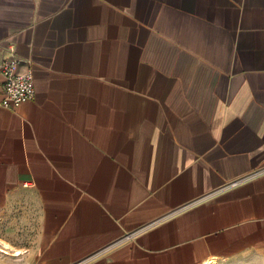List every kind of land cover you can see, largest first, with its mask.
<instances>
[{
	"label": "crops",
	"instance_id": "crops-1",
	"mask_svg": "<svg viewBox=\"0 0 264 264\" xmlns=\"http://www.w3.org/2000/svg\"><path fill=\"white\" fill-rule=\"evenodd\" d=\"M11 55L0 264H264V0H0Z\"/></svg>",
	"mask_w": 264,
	"mask_h": 264
},
{
	"label": "built area",
	"instance_id": "built-area-1",
	"mask_svg": "<svg viewBox=\"0 0 264 264\" xmlns=\"http://www.w3.org/2000/svg\"><path fill=\"white\" fill-rule=\"evenodd\" d=\"M21 61L16 55H11L0 63L4 95L0 107L17 108L34 97L31 62L26 60L25 69L20 70Z\"/></svg>",
	"mask_w": 264,
	"mask_h": 264
},
{
	"label": "bare ground",
	"instance_id": "bare-ground-1",
	"mask_svg": "<svg viewBox=\"0 0 264 264\" xmlns=\"http://www.w3.org/2000/svg\"><path fill=\"white\" fill-rule=\"evenodd\" d=\"M10 250H13V252L16 255H19L20 253H22V250L13 248L9 243H7V242H5V241L0 239V252L6 253V252H8Z\"/></svg>",
	"mask_w": 264,
	"mask_h": 264
},
{
	"label": "rangeland",
	"instance_id": "rangeland-1",
	"mask_svg": "<svg viewBox=\"0 0 264 264\" xmlns=\"http://www.w3.org/2000/svg\"><path fill=\"white\" fill-rule=\"evenodd\" d=\"M16 244H20V245H22V244H26V243H24V242H20V243H16ZM3 254H5V253H3ZM0 256H1V253H0ZM6 264H12V260L11 259H6ZM229 264H257V263H254L252 260H240V261H234V262H232V263H229Z\"/></svg>",
	"mask_w": 264,
	"mask_h": 264
}]
</instances>
